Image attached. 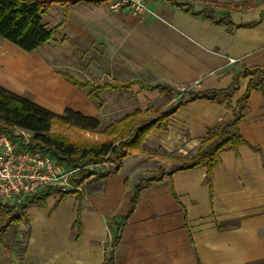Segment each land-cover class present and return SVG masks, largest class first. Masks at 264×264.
<instances>
[{
  "label": "crops",
  "instance_id": "obj_1",
  "mask_svg": "<svg viewBox=\"0 0 264 264\" xmlns=\"http://www.w3.org/2000/svg\"><path fill=\"white\" fill-rule=\"evenodd\" d=\"M74 1L48 8L62 13L56 26L84 46L99 47L103 69L109 67L111 73L100 72L97 85L129 87L97 91L105 103L95 106L85 89L69 84L41 52L35 55L34 70H47L44 77L53 94H40L34 80L3 63L8 56L3 46L0 71L14 80H0L1 88L55 115L69 109L93 118H113L127 109L129 105L120 106L119 93L131 94L135 109L146 114L151 104L163 99L161 110H166L181 97L187 101L195 94L236 89L222 103L196 99L182 105L169 117L165 130H151L139 150L105 179H88L62 198L52 190L42 202L25 209L24 202L1 203L17 213L11 227L0 230V264L264 261V92L251 93L239 122L246 145L219 154L221 163L213 169L210 184L205 167L191 168L188 163L211 129L232 120L227 105L235 107L253 78L240 76L242 68L264 64V0H175L194 14L168 0H148L150 13L142 15L113 12L106 1L93 5ZM139 84L167 87L173 97L168 100ZM110 95L114 100L108 102ZM40 96L55 103L53 107ZM182 165L183 170L168 176ZM148 171L164 175L153 174L146 180H160L142 183L131 211L133 191ZM18 237H23L20 250Z\"/></svg>",
  "mask_w": 264,
  "mask_h": 264
},
{
  "label": "trees",
  "instance_id": "obj_2",
  "mask_svg": "<svg viewBox=\"0 0 264 264\" xmlns=\"http://www.w3.org/2000/svg\"><path fill=\"white\" fill-rule=\"evenodd\" d=\"M106 0H75L74 3L84 2L85 4H99ZM173 5L185 8V12L194 14L189 6L179 5L175 0H168ZM69 0H0V38L19 48L23 52L30 53L41 45L49 42L55 34L57 27L47 28L43 24V17L52 4H65ZM211 20L215 23L214 19ZM69 84L79 89H89L97 92L103 89L128 88L127 85H94L90 82H83L73 77L60 74ZM242 77L252 76L248 82L244 95L237 101L234 108L227 105V109L232 111V120L220 122L207 135V138L200 144L197 155L188 163L191 168L205 167L206 182L210 184L212 171L221 160L219 154L223 151H234L246 145L242 139L238 125L247 111V100L254 91L264 92V64L261 66L242 68ZM143 90H155L164 94L168 100L173 97V92L167 87L148 86L139 84ZM236 86L226 90L212 91L206 94H195L187 101L181 97L174 106L164 111H160L152 116H146L139 110L124 116L121 120L107 126L99 135L103 141H73L69 136L52 132L54 126L77 130L80 132L92 133L98 128L99 122L96 118L85 117L77 112L66 109L61 115H55L45 108L35 104L33 101L13 94L0 87V134H7L14 138L16 131H24L30 135L31 148L39 149L51 155L59 165L69 170H78L75 176H71L69 181L79 188L90 177L92 179H105L108 175L116 173L121 168V161L132 152L138 151L144 137L153 129L165 130L169 117L185 103L196 99L223 102L229 99L235 92ZM183 95V93H176ZM113 165L112 168L103 174L91 173L87 166H98L103 164ZM184 169V165L173 167L168 176L176 171ZM164 175L163 171H160ZM161 177H153L145 180V184L157 182ZM53 187H48L43 194L27 198L22 209L30 205L42 202L44 197L52 191ZM142 184L137 185L133 191L131 200V211L138 198ZM74 191L60 192V197L72 194ZM118 238L114 240V244ZM103 264H113L112 260L105 259ZM253 264H264V261Z\"/></svg>",
  "mask_w": 264,
  "mask_h": 264
},
{
  "label": "rangeland",
  "instance_id": "obj_3",
  "mask_svg": "<svg viewBox=\"0 0 264 264\" xmlns=\"http://www.w3.org/2000/svg\"><path fill=\"white\" fill-rule=\"evenodd\" d=\"M74 0H69V2H72ZM50 8V7H49ZM62 17V13L58 8H51L47 11L46 15L43 17V24L47 28H53L54 26L57 27V23ZM67 31H63V29L57 28L55 34L53 35L52 39L38 47L35 51L26 53L22 50L16 48L9 42H6L0 38V48L3 46H6L4 49L8 56L3 60V63L6 65L8 64L9 67H11L10 70L13 71H23L22 75L23 77H26V80H34V83L37 87V90L40 91L39 93H51L53 91L48 84V81L45 80L44 74L46 73V69H43L39 72H36L38 70H34V66L37 63V59L35 58V55L43 52L47 64H51L55 66L53 70L57 73H64L67 74L74 79L78 81H85L93 83L94 85L98 84V78L100 76V72L103 73H111V68L107 67V69H103L102 60H101V53L98 46H84L78 42L77 39L71 38L67 36ZM5 44V45H4ZM5 52V53H6ZM15 57V58H10ZM30 58H34L35 60L29 62ZM49 60V61H48ZM31 65V66H30ZM27 66H30L26 68ZM30 68V71L28 70ZM33 69V70H32ZM85 69L87 72H85ZM32 70V71H31ZM39 74V75H37ZM0 80H14L13 78L9 77L6 73H1L0 71ZM104 80H107L106 78ZM39 81V82H38ZM34 85V86H35ZM57 92V91H56ZM85 93L88 94L89 99L91 102L97 106L101 103H105L97 98V92H92L89 89L84 90ZM53 94V93H51ZM114 98V96H113ZM112 96L110 95L108 98V102H111L114 100ZM29 99V98H28ZM41 100H45L47 105L49 107H53L55 103H53L50 99L47 100L45 96H40ZM118 99L120 101V106H126L129 105L128 108L121 109L120 114L117 116L112 117H102L97 118L95 117L98 122L99 126L97 129H95L92 133L88 132H80L77 130H70L67 128H61L59 126H54L52 128V132L56 134H62L69 136L74 142L79 140L84 141H96L101 142L103 141V138L99 135L100 132H102L107 126L121 120L127 113H133L136 109L134 105L132 104V97L131 94L125 93H119ZM30 100V99H29ZM165 99L155 102L154 104H151L149 107L148 112L145 114L146 116H152L154 113L161 110V105L164 102ZM177 103V102H176ZM165 110V109H164ZM161 110V111H164ZM18 134V131L15 132L14 136ZM183 166V165H182ZM113 165H109L107 163L103 165L98 166H87L86 168L91 172L95 174H103L109 170V168H112ZM67 168L64 167V170ZM161 173V172H159ZM157 172L150 173L149 171L144 177H141L139 179L140 183H144L146 179L150 178L153 174L159 175ZM74 174L73 176H75ZM76 177V176H75ZM89 179H92L90 177ZM54 192L60 193L63 192L59 187L52 188ZM65 191H70L65 190ZM15 211L8 208V206H3L0 203V217H2V220L0 221V230H2L6 225H9L12 223L13 217L16 216ZM18 215V214H17ZM11 227V226H10ZM14 233V232H13ZM14 235V234H13ZM17 250H20L23 247V237H18L17 239Z\"/></svg>",
  "mask_w": 264,
  "mask_h": 264
},
{
  "label": "built area",
  "instance_id": "obj_4",
  "mask_svg": "<svg viewBox=\"0 0 264 264\" xmlns=\"http://www.w3.org/2000/svg\"><path fill=\"white\" fill-rule=\"evenodd\" d=\"M113 12L149 14L148 0H106ZM234 63L233 60H229ZM78 170H64L49 154L31 148L30 135L18 131L14 138L0 134V203L22 204L48 187L77 190L70 177Z\"/></svg>",
  "mask_w": 264,
  "mask_h": 264
}]
</instances>
